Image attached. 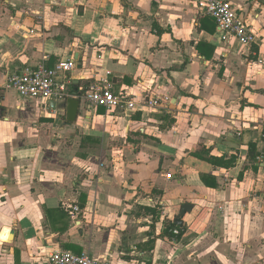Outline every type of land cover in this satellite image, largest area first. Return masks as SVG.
I'll list each match as a JSON object with an SVG mask.
<instances>
[{
  "label": "crops",
  "instance_id": "1",
  "mask_svg": "<svg viewBox=\"0 0 264 264\" xmlns=\"http://www.w3.org/2000/svg\"><path fill=\"white\" fill-rule=\"evenodd\" d=\"M197 1L0 0V264H48L55 249L264 264V0H228L256 35L246 48L221 40ZM66 59L71 93L106 78L116 95L170 103L111 115L79 100L69 123L61 103L4 88L25 66Z\"/></svg>",
  "mask_w": 264,
  "mask_h": 264
},
{
  "label": "built area",
  "instance_id": "2",
  "mask_svg": "<svg viewBox=\"0 0 264 264\" xmlns=\"http://www.w3.org/2000/svg\"><path fill=\"white\" fill-rule=\"evenodd\" d=\"M196 5L199 16L209 17L214 21L221 40L234 38L244 48L255 42L256 35L247 25L245 16L238 12L228 0H198ZM73 68V59L61 60L53 67L43 64L25 66L20 72L6 78L4 88L14 91L22 100H36L47 108H50V101L59 102L62 105L67 99H76L82 100L91 110L103 108L111 115L119 109L124 112L165 109V106L170 103L164 95L147 97L141 103L122 94L116 95L106 78L94 79L82 94L71 93L65 82V76ZM167 178L170 179L171 176L168 175ZM67 211L73 218V223H78L74 216L79 212V208L69 206ZM173 234H178V231L173 230ZM46 260L48 264H112L108 260H95L88 254H76L60 249L48 252Z\"/></svg>",
  "mask_w": 264,
  "mask_h": 264
},
{
  "label": "water",
  "instance_id": "3",
  "mask_svg": "<svg viewBox=\"0 0 264 264\" xmlns=\"http://www.w3.org/2000/svg\"><path fill=\"white\" fill-rule=\"evenodd\" d=\"M49 105L55 109V103L53 101L49 102ZM79 106H80V101L76 100V99H67L62 105H60V107L62 109H64L65 111V119L67 122L69 123H74L77 116H78V110H79ZM192 206L191 205H183L179 215L177 216L174 224L181 227L182 223L180 221V219L184 216V214L186 212L191 211Z\"/></svg>",
  "mask_w": 264,
  "mask_h": 264
},
{
  "label": "trees",
  "instance_id": "4",
  "mask_svg": "<svg viewBox=\"0 0 264 264\" xmlns=\"http://www.w3.org/2000/svg\"><path fill=\"white\" fill-rule=\"evenodd\" d=\"M78 94H82V92H79ZM205 154V155H203ZM196 156H198L200 159H203L204 161H207L211 164H216L218 162H220L221 160L220 159H216V158H213V157H209V153L207 151H203V153L201 154H195ZM48 214V210L46 212ZM171 227H174V225H171ZM148 264V263H146Z\"/></svg>",
  "mask_w": 264,
  "mask_h": 264
},
{
  "label": "bare ground",
  "instance_id": "5",
  "mask_svg": "<svg viewBox=\"0 0 264 264\" xmlns=\"http://www.w3.org/2000/svg\"><path fill=\"white\" fill-rule=\"evenodd\" d=\"M8 235H9V230H6V229H5V230L3 231V236L1 237V240H2V241H6V242L9 241V237H8Z\"/></svg>",
  "mask_w": 264,
  "mask_h": 264
}]
</instances>
